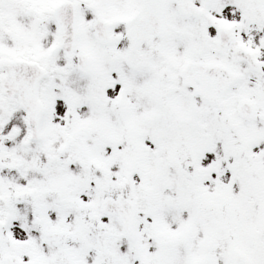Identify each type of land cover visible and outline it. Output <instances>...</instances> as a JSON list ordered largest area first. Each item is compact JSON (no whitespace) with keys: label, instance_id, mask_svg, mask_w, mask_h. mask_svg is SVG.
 I'll return each mask as SVG.
<instances>
[{"label":"snow or ice","instance_id":"obj_1","mask_svg":"<svg viewBox=\"0 0 264 264\" xmlns=\"http://www.w3.org/2000/svg\"><path fill=\"white\" fill-rule=\"evenodd\" d=\"M0 264H264V0H0Z\"/></svg>","mask_w":264,"mask_h":264}]
</instances>
